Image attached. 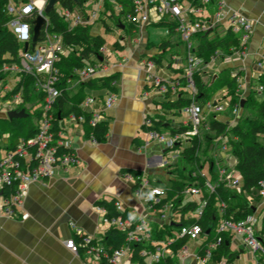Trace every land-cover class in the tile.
I'll use <instances>...</instances> for the list:
<instances>
[{
    "label": "built area",
    "instance_id": "built-area-1",
    "mask_svg": "<svg viewBox=\"0 0 264 264\" xmlns=\"http://www.w3.org/2000/svg\"><path fill=\"white\" fill-rule=\"evenodd\" d=\"M47 1L29 0L22 2L20 0L17 4L9 1L6 5L8 12L14 15L10 23V30L17 40L23 44V49L19 52L18 63L3 67V70L7 73L4 80L8 81L9 77H13L17 79V82L22 73L32 75L34 93L38 97V101L35 103H38L36 107L39 110L38 112H40L39 116L36 113L33 115L35 132L32 136L27 138L20 137L14 147L0 148V210L8 217L20 216L21 219L28 217V213H21L20 215L17 213V207L22 202V192L27 184L50 178L56 170L65 168L76 159L71 139L70 137L67 138V136L70 133V126L83 128L85 116L84 114H75L73 112L64 116H60V113L55 114L53 109L56 99L62 93L61 83L63 82L65 90L69 95H74L78 92L82 82L103 76L109 71L103 59L108 49L102 45L98 50L102 59L98 58L100 55H92L90 61L86 60L81 67L73 68L70 76L65 78L61 77L59 70L55 67V61L58 60L60 54L66 55L67 51L64 48L61 35L47 30L50 21L43 11ZM194 1L195 3H193ZM211 1L133 0L132 7L135 15L131 16L130 13H127L124 16L128 21L133 17L134 24L137 26L146 25L153 21L157 22L167 16L175 22L174 30L185 44V67L181 75L186 80L187 90L189 96L192 98L190 104L182 109L187 115V121L172 125L167 130L165 126L167 121L160 119L162 122H165L163 125L156 126L154 124L152 120L155 118V115L145 114L142 120V127L146 137L145 144L151 141H157L163 145L166 153L174 150L171 154L173 162H165V164H173L176 162L180 155L179 150L187 147L190 144V138L200 133L202 120L206 114H214L215 116L217 114H224L225 120L223 121L229 123L232 121L236 122L241 116V105L235 104L232 106L228 98L224 95L220 97L212 96L201 107L194 100L195 88L193 75L201 62V58L196 55L191 36L212 29L217 18H220L219 13L214 14L215 20L203 19L197 15L201 12V9L211 4ZM106 3L114 4L116 0H87L81 3L78 1L72 8L62 6L57 1L53 8L59 11L60 15L66 20L68 28L71 29L76 25H92L100 21L103 18L102 7ZM215 3L217 4L218 2ZM115 7L118 10L121 8L118 4ZM33 12L37 15L44 16L45 22L40 29V32L43 31V37L39 34V39L34 45H31V26L28 21L23 19V16ZM230 19L229 27L233 33L239 35L240 41L239 48L234 51L241 52L250 37L252 24L242 14L234 15ZM25 42L28 43L26 50H24ZM155 66L156 64L153 59L143 61L142 71L145 84L155 87L159 95L164 98L170 95L167 94L168 90L171 91V94H176L179 85L178 80L170 79L160 74L158 70H154ZM257 90L262 91V87L259 84ZM11 99L14 100L13 106L15 105V107L21 102L19 95ZM114 105V92H106L102 98L85 95L79 102V108L89 114L88 124L90 125L104 120L105 111ZM25 106L30 107L31 105L27 104ZM180 125H188V128L183 132L176 130L173 133L171 131L172 128ZM88 140L95 143V136L89 133ZM217 150L213 151L214 163H212L214 173L216 174L215 178L212 179V175L210 178L206 177L202 172V168H196L195 172L203 177L202 186L192 182L184 190L187 196L192 197L197 202L191 214L195 221L203 216L208 204L207 195L215 191L219 182L226 181L227 185L237 193L241 191L242 178L233 168V163L229 161V158L233 157L229 142L226 139H221ZM166 174L169 176L167 172ZM126 176L131 178L129 175ZM168 180L171 181L170 176ZM5 186L10 187L8 193H3ZM259 186L260 199L251 203L253 205L252 213L247 214L243 218L235 221L226 219L223 217L225 204L222 201L218 203L219 219L213 228L217 236L213 240L205 243L206 246L202 254H199L198 251L203 247L204 241L198 240L202 231L200 224L197 222L176 225L177 235L172 238H166L164 240L165 246L163 247L162 240L158 241L152 237L148 222L149 217L146 214H139L136 217L131 214L124 219H109L105 216L106 210L103 207H100L103 213L102 221L108 227L126 230L127 243L110 250L102 244L92 242V237L86 235L82 237L81 246L84 248L83 251L87 255L92 256L97 264H121L125 254L131 252V245L137 244L140 247L139 256L142 257V261L139 264H157L164 257L169 256L166 254L165 248L170 246L173 241L187 235L190 239L199 241L197 246H195L197 262L199 264H210L213 258L212 250L220 245V233L225 232L229 233L230 237L234 235L239 236V244L242 251H246L252 257L253 264H264V242L258 232L262 217V209H258V207L262 205L264 207V180L259 182ZM166 188V186L151 184L145 177H139L136 192L140 196L146 209L156 211L160 219H166L167 223L170 224L171 222L172 224L170 225H173L175 219L171 216L174 212L171 210L170 204H166L164 208H156V204L166 197ZM115 205L118 210L123 211L118 202H115ZM166 211L170 213L169 216ZM208 233L204 234L208 235ZM65 247L75 254L79 253L78 245L73 238L65 240ZM178 251L180 253L186 251L185 245L179 248ZM222 261L232 264V262H228L225 259Z\"/></svg>",
    "mask_w": 264,
    "mask_h": 264
},
{
    "label": "crops",
    "instance_id": "crops-1",
    "mask_svg": "<svg viewBox=\"0 0 264 264\" xmlns=\"http://www.w3.org/2000/svg\"><path fill=\"white\" fill-rule=\"evenodd\" d=\"M9 1L17 4L20 0ZM211 2L197 15L211 20L214 19V14L219 13L220 18H217L212 29L204 32V40L213 41L227 35L237 37L239 40V35L233 33L229 27L230 18L239 14L250 21L252 31L241 52L232 50L230 54H226L218 51L207 62L201 59L197 70L206 72L203 77L205 82L208 79V71H212L210 73L213 75L222 70L238 72L240 76L237 92H242L241 97H245L253 91V87L258 86V76L264 73V0H212ZM102 9L103 18L93 23L91 29L95 24H101L100 27L105 33L112 32L109 26L113 22L118 29L125 32L120 36H116L115 32L111 47L107 48L108 51L103 56L107 70L118 74L115 81V105L105 111L104 120L107 126L105 138L101 142L93 143L85 137L83 128L70 126L69 136L76 156L75 161L63 169L56 170L46 180L27 184L22 192V202L17 207L19 215L28 213L27 218L8 217L0 210V264H97L95 259L84 251L78 254L71 252L65 247V240L68 238L75 240L77 235L86 234L91 236L96 244L104 245L105 232L110 227L102 221L103 213L96 204L102 199L115 198L123 210L131 209L135 217L146 214L149 217L151 231L162 230L172 224L167 223L166 219H160L156 211L144 207L136 188L133 187L134 179L122 175V169L134 170L140 177L148 179L151 184H156L151 176L157 175L162 170L163 176L168 180L166 167L169 164H165L166 151L157 141L145 144L142 120L145 114L155 116L163 114L168 118L165 126L172 127L177 123H185L186 114L181 118L175 117L177 112H183V108L168 109L166 106L168 102L175 101L179 95L188 96V94L186 88L178 85L179 93L170 94L167 98L159 95L155 87L145 84L142 64L146 59H153L156 64L154 70H158L160 74L170 79H178L185 67V44L178 33L176 31L170 33L164 23L158 24L153 21L140 26L134 24L135 26L129 31L127 23L114 22V15L119 13L115 6L106 3ZM148 25L166 27L168 37L154 44L149 40L146 32ZM91 34L100 35L105 40L100 32L91 31ZM193 35L191 40L196 51L200 36L199 33ZM161 42H166V46L161 47ZM103 45L106 47V40ZM111 50L115 52L118 50L116 54L120 57H117L113 65H109L106 59V54ZM128 60L134 63L132 70H125V63ZM5 112L6 110L0 109V118L5 117ZM215 118L225 120L224 114H217ZM0 140L3 147L6 138ZM232 160V157L229 158L230 163H234ZM209 176L206 177L210 178ZM168 182L166 187L171 183L169 180ZM139 200L142 203L141 208L138 215H135L136 208L133 203ZM259 208L262 209L263 205ZM166 213L169 216L170 213L167 211ZM171 216L175 219L173 222L180 219L177 213ZM203 237L200 235L198 240L205 241L206 238ZM199 241L189 239L185 243L186 251L181 253L173 251L168 246L171 249L168 255L175 264H199L195 257V246ZM239 243L240 238L231 237L229 251L235 253L230 261L232 264L233 260L239 259L240 253L244 251ZM236 245L240 249L232 250L231 248L237 247ZM130 253H126L121 264L141 263L137 258L131 259ZM247 258L252 257L247 253ZM221 260L210 264H228Z\"/></svg>",
    "mask_w": 264,
    "mask_h": 264
},
{
    "label": "trees",
    "instance_id": "trees-1",
    "mask_svg": "<svg viewBox=\"0 0 264 264\" xmlns=\"http://www.w3.org/2000/svg\"><path fill=\"white\" fill-rule=\"evenodd\" d=\"M8 1L9 0H0V81H3L7 74L3 70V67L5 65L18 63L19 52L23 49V44L17 40L8 27V24L14 18V15L7 10L6 5L8 4ZM21 1L27 2L29 0ZM78 1L81 3L87 0H77V2ZM59 2L62 6L68 8H72L76 3L73 0H59ZM132 2L133 0H116V3L112 4L113 6L117 4L121 6L118 10L119 13L114 15V22L116 24L119 22L123 23L124 20L129 26V31L135 26L134 18L131 17L128 21L124 16L127 13H130L131 16L135 15ZM193 3H195V1ZM46 15L50 21L47 30L61 35L64 48L67 51L66 55L60 54L58 60L55 61V67L59 70L61 77L65 78L70 76L73 68L81 67L86 60L90 61L92 55H100L98 50L104 44L105 40L100 35L91 34V25H76L69 29L66 20L60 15L58 10L52 8ZM36 16L37 14L35 12L23 16V19L28 21L31 26V33L33 20ZM157 23H164L170 33L175 32V22L171 19L169 20L167 16L161 18ZM40 36L43 37V31L40 32ZM199 36L200 39L195 52L199 58L206 62L209 61L212 56L216 55L218 51L230 54L232 50L238 49L240 46L238 38L229 35L218 37L213 41L204 40V32H199ZM160 45L161 47H165L166 42H161ZM205 74L206 72H203V70L196 69L193 75L195 88L194 100L198 102L200 107L204 106L208 100H210L212 92L225 88V90H230V95L228 96V94H225L224 96L228 98L232 106L240 104L243 99V105L241 106L242 110L253 112L255 115L251 118L246 117L243 119H241L242 116H240L236 123L230 128L228 126L229 122L216 119L214 114L206 115L202 120L200 133L191 137L189 140L190 144L179 150L180 155L176 162L169 164L166 167L167 173L171 178V183L166 188V197L156 204V208H164L166 204H170L171 210L180 216L179 221L174 222L173 225L197 222L201 226L202 232L200 235L202 236L204 235L205 230L209 227V236L206 237L203 247L199 249V254L203 253L206 246L205 243L213 240L217 236L214 232V235L210 237L212 230L219 219L218 203L221 201L224 202L225 210L223 217L226 219L235 221L243 218L247 214L252 213L253 205L251 203L260 199L259 182L264 180V73H260L258 76L259 85L262 87V98L259 101L256 100L257 91L253 90L245 97H241L239 92H237L238 77L240 76L238 72L231 73L228 70H222L216 74L214 78L213 74L207 73L208 79L206 82L203 80ZM117 78V73H108L93 80L82 82L78 92L74 95H69L66 92L65 86L62 82L60 86L62 93L56 99L53 111H55V114L60 113V116L67 115L71 112L75 114H84L85 122L83 124V131L85 137L88 138L89 133H92L95 136V142H101L105 138L107 132L106 121L102 120L93 125L88 124L89 114L79 108V102L85 95L102 98L106 92H115V81ZM177 80L179 85L186 88L185 90L187 91L188 96L179 95L175 101L168 102L166 106L168 109L173 107L182 109L192 101L187 90L188 88L185 78L181 75ZM167 94H171V91L168 90ZM16 95H19L21 98V102L16 109L19 110L23 108L26 112V116L13 118L11 120L5 117L0 118V139L6 138L3 147H14L20 137L27 138L32 136L35 132V126L33 119H30L29 117L30 112L33 115L35 113L38 114V116L40 115V112H38L39 110H37L36 107L38 103H35L38 101V97L34 93L32 75L22 73L19 80L3 95V98L11 99ZM27 104H30L31 106H25ZM160 119L168 122V118L163 114H158L152 121L156 126H160L165 123ZM240 121L242 122L240 123ZM166 127L170 129V126ZM187 128L188 125H180L172 128L171 131L173 133L176 130L183 132ZM232 137L235 138L233 139ZM221 139H226L231 146L232 154L236 159L233 163V168L242 178V185L240 186L241 191L240 193H237L227 185L226 181L219 182L215 191L207 195L208 204L204 210L203 216L195 221L191 214L197 205V202L195 199L187 196L184 193V190L185 187L192 182L202 186L203 177L195 172L196 168L203 169L204 166H207L210 175H212V179L215 178L216 174L214 173V167L212 165V163H214L213 151L217 150ZM210 146L211 148L209 150ZM199 155L203 157H200ZM122 175L131 176L135 181L133 187H137V181L140 177L137 172L131 169H122ZM9 191V186L3 188V193H8ZM115 202L118 201L115 198H111L109 200H98L96 204L105 208V216L109 219H124L128 215L133 214L129 208L124 209L123 211L118 210ZM166 227H170V225ZM163 229L150 231L151 234L152 232H155L152 234V237L156 238V240H160ZM258 232L264 242V207L262 208V217ZM84 236H86V234L77 235V238L75 239L79 252L84 250L83 246H81L82 237ZM126 236V230H118L117 228L110 227L105 232L103 246L111 250L125 245L127 243ZM220 237V245L212 250L213 258L211 263H218L221 259H225L229 262L234 258L235 253L229 251V243L231 239L229 233L222 232L220 233ZM189 239V236L184 235L173 241L170 247L173 251L177 252ZM92 242H94V240ZM131 247L132 253L130 258L133 260L137 258L142 261V257L139 256V245L134 244L131 245ZM157 264H175V262L167 256Z\"/></svg>",
    "mask_w": 264,
    "mask_h": 264
},
{
    "label": "rangeland",
    "instance_id": "rangeland-1",
    "mask_svg": "<svg viewBox=\"0 0 264 264\" xmlns=\"http://www.w3.org/2000/svg\"><path fill=\"white\" fill-rule=\"evenodd\" d=\"M123 23H126L124 20H123ZM101 25V24H100ZM99 24H95L93 26V28L90 30V31H93V32H100V34H102L104 37H105V40H106V48H109L111 47V42H112V38L115 36V34L117 33L116 36H120V35H123L125 34V32H122L120 29H118V27L112 22L110 24V28L112 29V32H107L105 33L104 30H102V28L100 27ZM101 28V29H100ZM116 32V33H115ZM146 32L148 33V36H149V40L152 41L154 44L158 43L161 39H164L166 37H168L167 35V29L166 27L164 26H161V25H148L147 28H146ZM194 37V35H193ZM119 48V47H117ZM120 49V48H119ZM118 50L115 52V51H112L107 53L106 54V59L109 63V65H113L118 58L117 56V53ZM118 57V58H117ZM134 65L133 61L132 60H128L126 63H125V70H132V66ZM112 69V67H111ZM124 70V69H123ZM111 70H109L108 72H106L107 74L110 73ZM174 71V70H173ZM209 73L212 72V71H208ZM217 72V71H216ZM105 73V74H106ZM16 78H13V77H9L8 78V81H0V109L2 110H9V109H15L17 108V106L15 107V105L13 106L14 104V100L12 99H5L3 98V95L8 91L10 90V88L15 84L16 82ZM207 80V79H206ZM6 82V83H5ZM257 87H253V90L254 91H257L258 90L256 89ZM153 91V90H152ZM151 91V92H152ZM225 94H228V96L230 95V90L229 89H226V90H218L217 92H212L211 96H223ZM239 94L241 96H243L242 92H239ZM261 99V92H258L256 94V100L259 101ZM29 105V104H28ZM248 109V108H247ZM241 110H242V107H241ZM185 115L184 112H177L175 114V117L176 118H181ZM255 115V113L253 112H249L247 110H242L241 111V119L243 118H246V117H253ZM30 119L32 118L33 119V114H31L30 112V115H29ZM242 121H240L241 123ZM236 122L232 121L228 124L229 128L233 126V124H235ZM0 136H1V133H0ZM232 136V135H231ZM70 137V136H67V138ZM233 139L235 137H232ZM2 143H1V140H0V148H2ZM163 147V145H162ZM219 148V147H218ZM217 148V149H218ZM164 149V148H163ZM174 152V150H172ZM172 151H168L166 153V156H165V161H169L168 163H172L173 162V158L171 157V154L173 153ZM218 151V150H217ZM217 153V152H216ZM200 157H203L201 155H199ZM230 157V156H229ZM228 157V158H229ZM231 158V157H230ZM232 159L235 161V157L233 156ZM232 160V161H233ZM202 172L205 176H209L210 173H209V170H208V167L207 166H204L203 169H202ZM152 179L154 180V183H156V185H159V186H167L169 184L168 180L165 179V177L163 176V173H162V170L160 171V173H158L157 175H153L151 176ZM210 177V176H209ZM192 198V197H191ZM142 201V200H141ZM141 201L139 200L138 202H134L133 204L135 205V208H136V213L135 215L137 214L138 215V211L139 209L141 208ZM162 236H161V239L163 242H162V246L164 247L165 246V243H164V240L167 238H172L173 236L177 235V227L172 225L171 227H165L162 231ZM169 232V233H167ZM155 233V232H152V234ZM214 235V230H212V233L210 235V237H212ZM205 238L209 235L207 234H204L203 235ZM203 237V238H204ZM235 237V235H234ZM237 238H239V236H237ZM159 241V240H158ZM191 244V243H190ZM237 246V245H236ZM232 250L235 249L236 251H238L240 249V247H233L231 248ZM165 252L166 254H170L171 253V249L169 247L165 248ZM126 255V254H125ZM249 255V254H248ZM250 256V255H249ZM251 257V256H250ZM252 259V258H251ZM249 258H247V252L246 251H243V253H240V258L237 259V260H233V264H253V260H251Z\"/></svg>",
    "mask_w": 264,
    "mask_h": 264
},
{
    "label": "water",
    "instance_id": "water-1",
    "mask_svg": "<svg viewBox=\"0 0 264 264\" xmlns=\"http://www.w3.org/2000/svg\"><path fill=\"white\" fill-rule=\"evenodd\" d=\"M59 1V0H48L44 6V13L47 14L54 6V4ZM74 2H77V0H73ZM45 22V18L42 15H37L36 18L33 20V27H32V39H31V45H34V43L39 39V34H40V29L43 26ZM122 26V25H121ZM28 43H24V50L27 49ZM99 59H102L101 56H98ZM216 75L214 74L213 78ZM240 105H243V99L240 102ZM26 112L24 111L23 108L17 110V109H9L6 110L5 112V117L9 120L13 118H20V117H25ZM209 227L205 230V233H208Z\"/></svg>",
    "mask_w": 264,
    "mask_h": 264
}]
</instances>
